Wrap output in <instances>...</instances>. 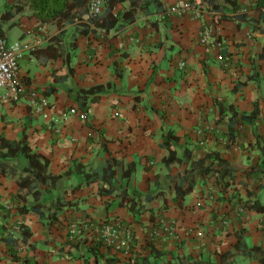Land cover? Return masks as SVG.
<instances>
[{
	"label": "crops",
	"instance_id": "crops-1",
	"mask_svg": "<svg viewBox=\"0 0 264 264\" xmlns=\"http://www.w3.org/2000/svg\"><path fill=\"white\" fill-rule=\"evenodd\" d=\"M158 1L108 30L49 31L29 1L0 0V37L40 42L20 63L22 99L0 95V145L25 137L57 177L20 195L2 165L0 264H264V0H198V16ZM124 187L140 211L120 204Z\"/></svg>",
	"mask_w": 264,
	"mask_h": 264
},
{
	"label": "trees",
	"instance_id": "trees-1",
	"mask_svg": "<svg viewBox=\"0 0 264 264\" xmlns=\"http://www.w3.org/2000/svg\"><path fill=\"white\" fill-rule=\"evenodd\" d=\"M94 0H29V6L31 8V11L34 15L38 17V19L41 21L42 24H48L52 22H56L58 24L61 23H71L74 22L77 18L81 17L80 10L85 9V11H89L90 4ZM130 0H107V7L103 14L98 15H88V20L90 23H93L97 27L104 28L105 30H108L112 28L113 26H116L120 21L121 22H128L131 23L135 19V13L131 12V9H127L123 12L121 17H117L114 14V8L118 2H128ZM155 2L159 3L158 0H154ZM198 4L201 6V3L198 0ZM134 2V0H131V4ZM209 8H217L219 5L215 4L212 0H208ZM84 33H87V30L84 31ZM70 55H68L69 57ZM70 72H72L70 68ZM110 85V84H109ZM109 85H98L95 87H92L88 90H80L77 92L78 98H80L81 106L87 105V96L88 94H95L99 93L106 88H109ZM111 86V85H110ZM82 96V97H81ZM98 99V97L92 98V103L95 102ZM170 157L167 159V162H173L175 161L176 157L173 156V149L171 147ZM20 156H25L28 158L29 162L27 164V171L29 172V175L34 176L35 179H42L43 181L46 179V177H50L53 182L56 181V176H51L46 173L49 161L46 160L45 162L41 161L40 155L37 154L35 151L31 149V147L27 144L26 138H22L20 140H7L2 139L1 145H0V159L1 160H7V159H13ZM114 162H117L114 160ZM3 163L0 162V170L2 172H5L4 168L2 167ZM108 169H111V164L108 165ZM135 170V165L131 164L129 165L126 170L123 172V177H130L132 173ZM111 174H114V171L111 172ZM86 182L89 183V176L86 177ZM95 182V181H92ZM19 184L21 186L20 195L23 194V190L29 188V185L32 186V183L29 181V177H20ZM81 186V185H79ZM117 187L113 186L111 183L107 187H102L99 189L100 192L106 191V193H112ZM122 192V197L120 204L127 206L130 210L140 211L142 208V204L139 201L140 197L135 193L136 190H133V192L130 194L128 190L124 187L123 189H120ZM152 197L150 194H147L145 196L146 200H150ZM264 210V207L261 208Z\"/></svg>",
	"mask_w": 264,
	"mask_h": 264
},
{
	"label": "built area",
	"instance_id": "built-area-1",
	"mask_svg": "<svg viewBox=\"0 0 264 264\" xmlns=\"http://www.w3.org/2000/svg\"><path fill=\"white\" fill-rule=\"evenodd\" d=\"M91 14L98 15L104 10V2L100 0H94L90 4ZM190 9L195 15H201L203 9L200 7L197 1L185 0L176 3L170 7V14H179L184 10ZM208 35L204 34L202 36V41L207 42ZM38 39L33 40H18L13 44L9 45L5 40L0 37V95L1 99H7L12 102H19L22 97L27 92V85L20 75V63L24 58L26 53L33 52L37 50L40 46ZM220 58H223L220 56ZM33 97L32 104L35 106V111L37 113H43L44 117H49L45 113L44 109L49 106V101L43 97L40 102H37L38 93L36 91H31ZM72 113L76 112V109H70ZM83 116V115H82ZM83 117H87L84 114ZM105 232L107 235H115L117 229H112L111 227H105ZM127 241L132 240V233L127 231L125 235Z\"/></svg>",
	"mask_w": 264,
	"mask_h": 264
},
{
	"label": "rangeland",
	"instance_id": "rangeland-1",
	"mask_svg": "<svg viewBox=\"0 0 264 264\" xmlns=\"http://www.w3.org/2000/svg\"><path fill=\"white\" fill-rule=\"evenodd\" d=\"M29 1V0H27ZM102 2H104V8L107 7V0H100ZM154 0H134V2L131 4V0L128 2H122V4L125 6V10L127 9H131L132 13H135L134 16H136L138 13H140L143 9H145V7L147 8V6L152 3ZM155 2V1H154ZM82 12V13H81ZM80 13L82 14L80 18H77L74 22L68 23L65 22L63 23L61 26L60 24L56 23V22H52V23H48L46 26L48 27L49 31L51 30H56L58 29H65L66 27H70V26H74L76 25V22L78 21H82L85 19H88V15L91 14V8H89V11H85V9H81ZM67 30H63V32H66ZM71 38V35L68 34V40ZM67 40V41H68ZM0 162H2L3 164H5L8 167V171L12 174H15L16 176H21L22 177H29V181L30 183H32V186L34 185L36 181V179L34 178V176L29 175V172L27 171L26 167H27V160L24 159L23 157H17V158H13V159H7V160H1ZM39 181V179H37Z\"/></svg>",
	"mask_w": 264,
	"mask_h": 264
}]
</instances>
